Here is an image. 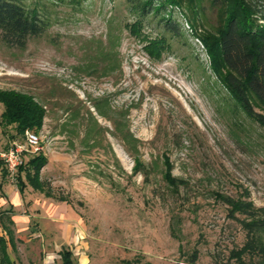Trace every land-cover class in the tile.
Returning <instances> with one entry per match:
<instances>
[{"label":"rangeland","instance_id":"rangeland-1","mask_svg":"<svg viewBox=\"0 0 264 264\" xmlns=\"http://www.w3.org/2000/svg\"><path fill=\"white\" fill-rule=\"evenodd\" d=\"M34 1L53 25L26 51L0 42V90L33 96L54 117L46 130L30 131L41 137L42 153L57 142V173L45 176L69 202L57 200L56 251L35 236L42 212L29 207L25 191L14 211L32 219L15 227L11 257L60 264L67 247L79 264H243L246 232L222 197L264 207V129L209 71L202 43L164 39L156 23L136 22L124 0H84L80 10L52 0L26 3ZM105 99L111 111L103 117L94 105ZM4 109L0 102V215L13 204L6 188L18 186L2 178V153L15 141L26 145L25 134L1 122ZM114 121H127L140 139L138 155ZM67 224L73 228L65 241L59 230Z\"/></svg>","mask_w":264,"mask_h":264},{"label":"trees","instance_id":"trees-1","mask_svg":"<svg viewBox=\"0 0 264 264\" xmlns=\"http://www.w3.org/2000/svg\"><path fill=\"white\" fill-rule=\"evenodd\" d=\"M56 4L81 9L84 0H52ZM136 22L151 21L163 31L164 39L170 37L199 40L208 61V69L233 98L236 107L245 116L264 129V0H124ZM53 25L52 16L45 12L39 1L27 4L26 0H0V42L7 47L26 51L31 40L43 38ZM112 40V39H111ZM114 40H112V44ZM104 60L108 59L106 55ZM111 65L109 69H115ZM205 74V71H204ZM4 105L1 122L14 125L17 134L27 130L41 131L47 116L43 104L33 96L14 90L1 91ZM94 107L103 117L111 111L110 101L105 99ZM129 111H126L125 120ZM98 124L97 119L90 111ZM123 143L134 156L140 153V139L130 130L127 121H114ZM91 131H89L90 133ZM48 163L42 153L30 156L20 166L15 180L24 195L28 186L45 192L61 202L66 197H55L51 184L43 180L41 171ZM2 178L9 177L4 164ZM146 174L145 171H142ZM147 175V174H146ZM174 183L175 179L170 178ZM230 216L236 219L246 232V242L240 256L243 264H264V207H257L248 199L223 196ZM0 215V226L6 235L0 237V264H17L9 248L16 250V238L12 214ZM60 264H79L73 252L64 247L60 252ZM238 256V255H237ZM191 259L189 264H196Z\"/></svg>","mask_w":264,"mask_h":264},{"label":"crops","instance_id":"crops-1","mask_svg":"<svg viewBox=\"0 0 264 264\" xmlns=\"http://www.w3.org/2000/svg\"><path fill=\"white\" fill-rule=\"evenodd\" d=\"M53 118L54 117H51L48 115L46 116L45 121H44V126L41 132L46 130L49 127L47 122L52 120ZM54 139H57V126L55 127V130H54ZM55 145H56L55 147H51V145H46V147H43V154L48 159V163L41 171V177L43 180H44L43 176L47 174L46 172L51 171L53 173H57V142L55 143ZM45 179H48V182L49 180L50 181L52 180L50 175H46ZM54 180H57V177H54ZM27 190L31 192L30 201L28 203L29 207L33 209H37L42 212L38 217L39 219H37V221L40 224H39V230H38L39 232L36 233L37 235L35 236L40 237L42 241L45 243V245L56 247V251H57V222L60 221V220H57V199L54 197H48L46 196L45 192L35 190L31 186H28L25 191L27 192ZM35 191L41 193L43 197H39V198L33 197ZM52 194H54L55 197H57L54 191H52ZM6 195L7 196L9 195L11 200H13V204L11 206L16 208L14 210H19L20 207L24 204L25 195L21 194L17 185H11L7 187ZM6 195L5 197H7ZM34 215L37 216V214H34ZM12 219L15 223L14 229L16 227L17 230L20 231L22 228L29 226V224L31 223L32 217L27 214H24L23 216H21L20 214L14 211V213L12 214ZM76 226L78 227V225L75 224L74 228L75 230H77V232H79L80 230L79 228H76ZM71 228H73V225L67 224V227L65 226L63 227V231L61 229L62 232L59 230L60 237H62L65 241L68 240V238L70 237ZM77 239H78V236H77ZM56 258H57V254H55L54 256L48 255L45 261L48 262L49 259L55 260Z\"/></svg>","mask_w":264,"mask_h":264},{"label":"built area","instance_id":"built-area-1","mask_svg":"<svg viewBox=\"0 0 264 264\" xmlns=\"http://www.w3.org/2000/svg\"><path fill=\"white\" fill-rule=\"evenodd\" d=\"M26 145L17 143L16 141L2 153V159L6 165L10 177L15 180L16 173L20 166L25 163V154L28 152L39 153L42 150L41 137L33 131L25 132Z\"/></svg>","mask_w":264,"mask_h":264}]
</instances>
